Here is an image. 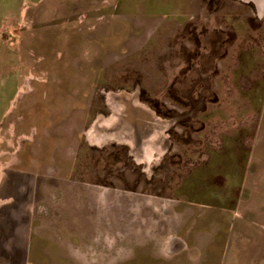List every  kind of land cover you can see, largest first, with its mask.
I'll list each match as a JSON object with an SVG mask.
<instances>
[{
  "label": "rangeland",
  "instance_id": "obj_1",
  "mask_svg": "<svg viewBox=\"0 0 264 264\" xmlns=\"http://www.w3.org/2000/svg\"><path fill=\"white\" fill-rule=\"evenodd\" d=\"M118 93L167 116L146 167L100 130ZM0 264H264V17L0 0Z\"/></svg>",
  "mask_w": 264,
  "mask_h": 264
},
{
  "label": "crops",
  "instance_id": "obj_2",
  "mask_svg": "<svg viewBox=\"0 0 264 264\" xmlns=\"http://www.w3.org/2000/svg\"><path fill=\"white\" fill-rule=\"evenodd\" d=\"M237 1L252 4L256 17H264V0ZM113 102L115 107L109 106L112 113L102 119L106 124L104 122L105 125L100 127L104 139L126 145L132 158L143 167L152 164L159 152L164 153L166 150V137L164 131L159 129L157 115L133 94L118 93ZM89 129L90 132L93 124Z\"/></svg>",
  "mask_w": 264,
  "mask_h": 264
},
{
  "label": "trees",
  "instance_id": "obj_3",
  "mask_svg": "<svg viewBox=\"0 0 264 264\" xmlns=\"http://www.w3.org/2000/svg\"><path fill=\"white\" fill-rule=\"evenodd\" d=\"M240 4H243V5H245V7H248L253 13H255L254 12V7H253V5L252 4H244V3H241L240 2ZM256 19H258L257 17H256ZM258 20H260V19H258ZM139 100L141 101V102H143V103H145L157 116H159V117H162V118H166L167 116L166 115H164V114H162L161 112H160V110L158 109V106L156 105V102H152V101H149V100H146L145 98H144V96L142 95V93H140L139 94ZM119 150L120 151H123V152H125V153H127L128 154V149L125 147V146H120L119 147ZM115 155V157L114 158H116L117 159V155L116 154H114ZM129 159V158H128ZM130 160V159H129ZM131 161V160H130Z\"/></svg>",
  "mask_w": 264,
  "mask_h": 264
}]
</instances>
